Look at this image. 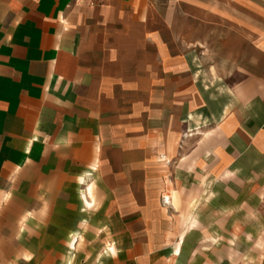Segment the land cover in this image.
<instances>
[{
    "label": "crops",
    "instance_id": "obj_1",
    "mask_svg": "<svg viewBox=\"0 0 264 264\" xmlns=\"http://www.w3.org/2000/svg\"><path fill=\"white\" fill-rule=\"evenodd\" d=\"M0 264H264V0H0Z\"/></svg>",
    "mask_w": 264,
    "mask_h": 264
},
{
    "label": "rangeland",
    "instance_id": "obj_2",
    "mask_svg": "<svg viewBox=\"0 0 264 264\" xmlns=\"http://www.w3.org/2000/svg\"><path fill=\"white\" fill-rule=\"evenodd\" d=\"M150 147H153V146H150ZM162 165H163V164H162ZM161 169H162V170H158V171H157L158 175H160V174L163 175V174H164V171H163V170H164V167H161ZM80 198H81L82 202L84 203L83 193H80ZM161 202L164 203V199H162ZM82 210H83V211H81V213H84V208H82ZM210 227H211V226H210ZM73 243H74V239L71 238V239H70V243H69V245L72 246ZM173 243H175V241H174ZM203 243L206 244V245H205L206 247H208V248L210 247V249L212 248V244H213V243H212L211 241H204ZM226 244H228V243H226ZM190 245H192L193 247H196V243H195V242H190ZM223 245H224V244H223ZM223 245H222V251H223L224 248H225V247H223ZM189 247L192 248L191 246H189ZM227 247L233 248L234 246L230 245V246H226V248H227ZM227 254H229V253H227ZM223 255H225V254H224L223 252H221V256H223ZM206 259H208V258H206ZM210 259H211V258H210ZM227 259H228V258H226V260H227ZM221 261H223V259H221Z\"/></svg>",
    "mask_w": 264,
    "mask_h": 264
},
{
    "label": "built area",
    "instance_id": "obj_3",
    "mask_svg": "<svg viewBox=\"0 0 264 264\" xmlns=\"http://www.w3.org/2000/svg\"><path fill=\"white\" fill-rule=\"evenodd\" d=\"M90 8H96L102 6L107 0H79Z\"/></svg>",
    "mask_w": 264,
    "mask_h": 264
}]
</instances>
